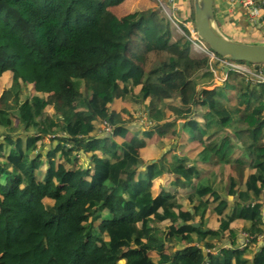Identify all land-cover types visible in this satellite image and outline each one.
I'll use <instances>...</instances> for the list:
<instances>
[{"label": "trees", "instance_id": "1", "mask_svg": "<svg viewBox=\"0 0 264 264\" xmlns=\"http://www.w3.org/2000/svg\"><path fill=\"white\" fill-rule=\"evenodd\" d=\"M123 1L0 0V264H264V86Z\"/></svg>", "mask_w": 264, "mask_h": 264}, {"label": "rangeland", "instance_id": "2", "mask_svg": "<svg viewBox=\"0 0 264 264\" xmlns=\"http://www.w3.org/2000/svg\"><path fill=\"white\" fill-rule=\"evenodd\" d=\"M144 8V7H153L154 9H160L161 12L169 18V11L168 9L163 8L160 5L159 0H124L121 4L114 7L115 11L118 15L125 14L129 11H132L133 8ZM169 8V6H166ZM240 11L232 10V5L230 1L226 0H215V16L216 20L218 22V25L220 29L229 37L244 41V42H251V43H264V22H261L258 26H250L247 27L241 25L243 21L241 22L240 19ZM171 20V18H169ZM186 27H188L191 31V39L195 40L192 42L190 47V53L192 57L196 58H202V57H209L210 63L212 65L213 70V77L206 81H201L198 85V89L201 88H210V87H227L228 90H231L230 88L233 87V83L235 82V78L230 77L228 78V73L225 71V67L228 65L225 61L219 60V57H215L213 53L207 50L206 47H204L202 41L196 40L195 38V32L193 29V24L191 22H186ZM185 35L183 27L179 26L178 23H175L173 20H171V39L170 41H176L183 37ZM227 60V59H226ZM230 63L229 70H236L240 74H242L245 79H248V73L246 70H250L251 72H256V70L253 68V66L248 65L247 62H234L228 60ZM264 67V65H263ZM228 70V71H229ZM239 79H241L239 77ZM227 81V82H226ZM11 83V75L5 74L2 81L0 82V93L5 87H8ZM31 89V88H29ZM24 97V96H23ZM197 120H199L203 124L202 115L195 116ZM15 125H19L18 120L15 119ZM147 122L145 120V117L142 116V119L136 122L135 126L141 127V129L147 128ZM77 129V127H75ZM194 149V148H193ZM148 151L151 153H147L144 151L136 150L135 154L137 156H140L144 158L146 161L155 160L160 156L159 152L152 151L151 148H148ZM183 152L180 149L177 150V152ZM157 183L165 184L163 180H158ZM160 186L158 185L157 188ZM100 221L98 220L94 226L96 227L97 231H100ZM236 252L239 251V247H236L234 249Z\"/></svg>", "mask_w": 264, "mask_h": 264}, {"label": "water", "instance_id": "3", "mask_svg": "<svg viewBox=\"0 0 264 264\" xmlns=\"http://www.w3.org/2000/svg\"><path fill=\"white\" fill-rule=\"evenodd\" d=\"M192 5L196 33L210 46L215 55L221 59L247 62L257 67L264 65V43L240 41L229 37L220 29L215 16V0H192ZM236 7H239L238 2ZM261 22H264V14ZM228 70L229 67L226 66L225 71ZM181 124L182 122H179V126ZM194 225L199 226V222Z\"/></svg>", "mask_w": 264, "mask_h": 264}, {"label": "built area", "instance_id": "4", "mask_svg": "<svg viewBox=\"0 0 264 264\" xmlns=\"http://www.w3.org/2000/svg\"><path fill=\"white\" fill-rule=\"evenodd\" d=\"M226 1H230L231 5H232V10L236 11L239 10L241 15H240V19L242 21H245L247 25L250 26H258L261 24V18L263 16L264 13V0H226ZM160 5L165 8L168 9L169 11V18H171V20H173L175 23H177L175 21V19L173 18V13L174 11L178 10L179 5H177V0H166V1H162L159 0ZM239 3V7H236V3ZM166 6H169V8H167ZM216 57V56H215ZM219 60H223L225 61L228 65L230 66V63L228 62V60L226 59H221L219 58ZM246 72L248 73V79L260 83V82H264V72L263 71H259V72H251L250 70H246Z\"/></svg>", "mask_w": 264, "mask_h": 264}, {"label": "flooded vegetation", "instance_id": "5", "mask_svg": "<svg viewBox=\"0 0 264 264\" xmlns=\"http://www.w3.org/2000/svg\"><path fill=\"white\" fill-rule=\"evenodd\" d=\"M264 14V13H263ZM241 22H242V20H241ZM244 23L243 24H245V21H243ZM247 25V24H246ZM248 65H251V66H253V68L257 71V72H259V71H263L264 72V67H263V65H260V66H256V65H254V64H250V63H248ZM246 84L249 86V87H260V86H264V82H260V83H257V82H254V81H252V80H250V79H246Z\"/></svg>", "mask_w": 264, "mask_h": 264}, {"label": "crops", "instance_id": "6", "mask_svg": "<svg viewBox=\"0 0 264 264\" xmlns=\"http://www.w3.org/2000/svg\"><path fill=\"white\" fill-rule=\"evenodd\" d=\"M243 23H244V22H243ZM243 23H242V24H243ZM243 26H244V25H243ZM247 26H248V25H246V23H245V27H247ZM181 126H182V124H181ZM181 126H179V129L181 128Z\"/></svg>", "mask_w": 264, "mask_h": 264}]
</instances>
